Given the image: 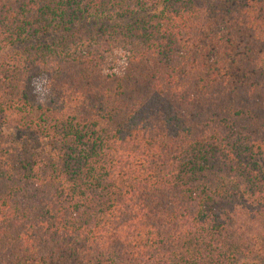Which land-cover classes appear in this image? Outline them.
<instances>
[{
	"label": "trees",
	"instance_id": "trees-1",
	"mask_svg": "<svg viewBox=\"0 0 264 264\" xmlns=\"http://www.w3.org/2000/svg\"><path fill=\"white\" fill-rule=\"evenodd\" d=\"M0 264H264V0H0Z\"/></svg>",
	"mask_w": 264,
	"mask_h": 264
}]
</instances>
